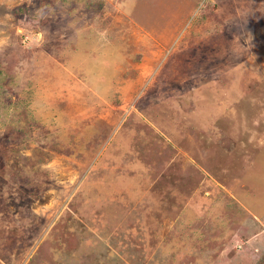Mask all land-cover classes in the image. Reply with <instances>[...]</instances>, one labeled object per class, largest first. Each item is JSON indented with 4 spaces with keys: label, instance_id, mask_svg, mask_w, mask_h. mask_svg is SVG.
<instances>
[{
    "label": "rangeland",
    "instance_id": "1",
    "mask_svg": "<svg viewBox=\"0 0 264 264\" xmlns=\"http://www.w3.org/2000/svg\"><path fill=\"white\" fill-rule=\"evenodd\" d=\"M185 1L0 0V264H264V0Z\"/></svg>",
    "mask_w": 264,
    "mask_h": 264
},
{
    "label": "crops",
    "instance_id": "2",
    "mask_svg": "<svg viewBox=\"0 0 264 264\" xmlns=\"http://www.w3.org/2000/svg\"><path fill=\"white\" fill-rule=\"evenodd\" d=\"M141 2V4H143V5H145L146 4V2H145V0H140ZM182 1H185V0H182ZM257 1V0H256ZM186 2V1H185ZM188 2H190V1H188ZM192 3H193V1H192ZM215 3V2H214ZM256 3V2H255ZM259 3H262V0H259ZM194 6V3L192 4V7ZM214 6V5H213ZM146 8V7H145ZM161 8H159V10H160ZM158 12V11H157ZM229 13L226 15V18H229ZM160 16V15H159ZM159 18H161V16L159 17ZM169 18H175L174 17V15H170L169 16ZM182 22H181V25L180 26H182ZM196 28H197V25L195 26ZM191 31L193 32L194 31V29L191 27Z\"/></svg>",
    "mask_w": 264,
    "mask_h": 264
}]
</instances>
